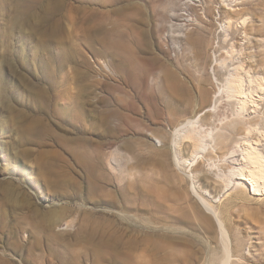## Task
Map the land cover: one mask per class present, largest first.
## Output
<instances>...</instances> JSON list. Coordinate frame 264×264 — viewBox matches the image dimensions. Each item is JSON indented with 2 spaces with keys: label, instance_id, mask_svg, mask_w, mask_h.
Segmentation results:
<instances>
[{
  "label": "rangeland",
  "instance_id": "374dc122",
  "mask_svg": "<svg viewBox=\"0 0 264 264\" xmlns=\"http://www.w3.org/2000/svg\"><path fill=\"white\" fill-rule=\"evenodd\" d=\"M179 2L0 0V264L221 263L226 242L217 226L207 229L205 195L192 191L197 168L162 164L157 134L217 93L214 108L229 100L223 86L241 62L243 78L254 75L264 0H203L186 52L174 58L162 35ZM168 71L187 104L167 93ZM260 84L246 81L249 114ZM255 144L264 159V138ZM257 166L253 181L264 161ZM199 184L225 223L231 263L264 264V186L254 195L232 184L215 200L213 184ZM16 235L24 247L12 246Z\"/></svg>",
  "mask_w": 264,
  "mask_h": 264
},
{
  "label": "bare ground",
  "instance_id": "6f19581e",
  "mask_svg": "<svg viewBox=\"0 0 264 264\" xmlns=\"http://www.w3.org/2000/svg\"><path fill=\"white\" fill-rule=\"evenodd\" d=\"M197 25H199V22ZM193 29L196 28L193 27L188 31L185 36V41L195 32ZM260 47L262 51L257 55H253V63L248 65L253 71V76H249L247 80L243 78L242 70L244 63L242 62L228 72L223 87L224 92L228 94L229 100L223 102L219 107L215 105L216 107L214 108L211 104L217 98V93L212 99L210 106L208 105L205 108L203 107L204 109L198 110L194 116L187 118L169 131H158L157 140L161 144L160 149H155L159 157L158 159H160L161 163L164 165L170 162L180 169L189 164L196 167L195 174L192 176L194 180L192 191L198 195V197L199 191H201L203 195L212 198L209 191L201 187V184H199L200 180H202L205 185L213 184L214 190L217 192L215 200L223 196L230 189L232 184H234L233 188L235 189L245 191V189L249 187V189L251 188V194L261 195V186H264V170H260V173L256 174L255 181L251 180L249 176V172L253 169H257V165L262 167L264 161L263 158L258 159L255 155L256 153L253 151L255 150V145H257L255 143H258L264 138V103H262L264 101V41L260 42ZM224 62L225 60H216V62L212 64L213 72H215L216 66L220 68ZM167 80L170 81V85L166 90L167 93L172 97H182L180 99H183V103L187 104L189 100H187V103L184 102L186 98L183 94L189 93L181 85H178L179 83H177L174 73L168 71ZM201 80L202 79H199V81ZM214 80H217V76ZM246 81L249 85L261 81L260 86L263 90L260 103L257 104L252 114H249L248 90H245ZM206 95L207 93L203 87L200 89L198 88V98L201 96L205 97ZM208 101L209 99L207 102ZM227 108L231 109L230 112H232L229 113L225 111ZM238 122H241V124L235 127L232 137L233 140L230 139L231 142L229 140L228 142L221 143L219 141L221 133L229 127H233ZM186 156L188 157L186 158ZM214 158H218V162H220L221 165L216 164ZM205 159L208 165L201 168L199 165L200 161H204ZM223 167H225V170L222 169ZM220 182L224 185L223 190L217 187ZM205 196L204 198L200 197L202 201L201 205H204L206 210L213 216L214 223L207 217H204L203 222L208 230L215 231V226H217V229L224 239V244L226 242L224 257L220 264H232L233 255L230 247L231 241L229 233L224 225L225 223L219 217L218 210L216 211V208L209 204ZM24 208L25 205H21V209ZM54 226L57 227L58 224L54 223ZM177 230L179 232L184 231L181 227ZM11 238H13V236L10 237V239ZM21 239L19 235H16L12 246L15 248L24 247L25 243L22 244L23 241H21ZM0 244H2L1 240ZM74 264L86 263L79 262Z\"/></svg>",
  "mask_w": 264,
  "mask_h": 264
},
{
  "label": "built area",
  "instance_id": "2783aa9c",
  "mask_svg": "<svg viewBox=\"0 0 264 264\" xmlns=\"http://www.w3.org/2000/svg\"><path fill=\"white\" fill-rule=\"evenodd\" d=\"M203 7V0H180L162 35L163 47L172 57L180 58L186 52L185 36L199 22V9Z\"/></svg>",
  "mask_w": 264,
  "mask_h": 264
}]
</instances>
